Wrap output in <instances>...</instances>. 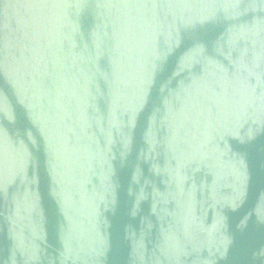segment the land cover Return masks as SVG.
<instances>
[{"label":"water","instance_id":"obj_1","mask_svg":"<svg viewBox=\"0 0 264 264\" xmlns=\"http://www.w3.org/2000/svg\"><path fill=\"white\" fill-rule=\"evenodd\" d=\"M0 264H264V0H0Z\"/></svg>","mask_w":264,"mask_h":264}]
</instances>
